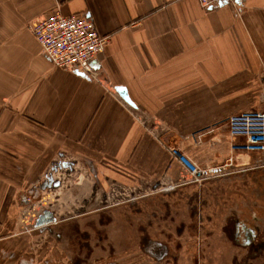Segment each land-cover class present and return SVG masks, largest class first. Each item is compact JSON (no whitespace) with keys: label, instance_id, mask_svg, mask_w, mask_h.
<instances>
[{"label":"crops","instance_id":"0c3cea01","mask_svg":"<svg viewBox=\"0 0 264 264\" xmlns=\"http://www.w3.org/2000/svg\"><path fill=\"white\" fill-rule=\"evenodd\" d=\"M57 10L93 19L109 37L93 61L96 76L55 66L42 51L29 26ZM261 78L264 0L209 7L198 0H0V264L50 257L51 264H90L94 222L111 264H154L144 242L158 237L147 213L159 199L119 202L110 187L176 181V136H202L203 155L209 136H228L220 127L225 111L241 107V93L264 86ZM214 121L216 129L201 131ZM212 142L226 147L224 138ZM256 156L264 160L243 155ZM176 224L161 242L166 264H264V250L253 257L220 233L219 217L198 262L194 249L185 250L193 232ZM80 236L84 254L73 255Z\"/></svg>","mask_w":264,"mask_h":264},{"label":"built area","instance_id":"2783aa9c","mask_svg":"<svg viewBox=\"0 0 264 264\" xmlns=\"http://www.w3.org/2000/svg\"><path fill=\"white\" fill-rule=\"evenodd\" d=\"M228 1L232 0H198L203 7ZM29 28L41 45L42 51L50 57L55 66L72 68L96 76L93 61L105 49L109 37L100 34L93 19L81 14L64 15L57 10L36 24H30ZM225 121L229 125L230 154H227L222 162L199 165L178 146L171 148V155L180 164L183 177L187 178L186 183H203L212 178L231 175L239 171L238 160L243 155L264 154V108L241 111L230 115ZM209 127L201 131L211 132L213 128L208 130ZM201 137L195 136L200 139ZM127 189L130 188L114 184L110 187L108 196L119 197L125 194Z\"/></svg>","mask_w":264,"mask_h":264},{"label":"rangeland","instance_id":"374dc122","mask_svg":"<svg viewBox=\"0 0 264 264\" xmlns=\"http://www.w3.org/2000/svg\"><path fill=\"white\" fill-rule=\"evenodd\" d=\"M261 79L264 80V78H261ZM240 96L242 97L241 107H238L237 106L238 104H237L234 110H226L225 111L226 113L224 115V118H226L225 120H227V117H229L230 115L239 113L241 111H248L250 109L255 110L257 108L259 109L264 108V86L260 85V87H258V91L256 92L241 93ZM252 105H254L255 107H252ZM225 120L224 122L221 123L220 127L224 128L228 136H209V142L211 143L210 144L211 146H208V149L204 151L203 155L200 153V146L197 145L199 144L200 138H195V136H176L177 141H178L177 145L180 144L182 146L181 148L184 151H186L187 155L190 156L188 157L192 160L193 159L196 160L198 164H199V160H203V159L212 160V162H215V161L218 162L221 159L220 162H222L224 160L223 159L224 157L222 156H225L227 154L226 151L228 150L227 139L228 140L230 139L229 125L227 124ZM216 123L217 122L215 121L213 123L214 125L210 123L209 124L210 127L208 130H211V128L216 129L218 127ZM190 137L192 138V144L189 141L191 140ZM204 138L205 137H203V139ZM216 138H221V140L222 138H224V142H225L224 145H226V147L223 146L224 148H221L218 145L214 147L213 144L215 142H212V141ZM165 145L168 146L167 143ZM177 145L172 144L171 148ZM217 158H219L218 161H217ZM238 164H239V168H238L239 171H237L236 173L232 175L212 178L207 181H204L203 183H197V184L194 183L193 185H196V186H192L190 188H188V185H183V186L180 185V187H178L177 189L178 193L173 195V197L178 198L176 208L182 211V214H179V216L180 217L182 216V218H184L185 214H188L189 210H191V206L198 204L197 202L199 201H196L195 198H198L199 200L201 196H205V197L209 196V199H210L209 206L208 207L202 206V211L204 212V214L206 215L208 213V216L211 217L215 214L214 211L216 209L222 210L223 213L227 216L226 218L232 215L231 217H229V219H231V225H233L236 218L239 217V214L238 212L234 214L233 209L235 208L232 205V200L235 198L236 195H241L242 197V202L240 206L241 212L239 213L241 214V216H243L242 218H244L247 221H250L249 218H246L248 217V215L246 214L248 211L243 212V210H247L249 207L248 197L250 195L255 194L257 197L256 213L258 214V220L255 222L258 225V227L262 230V232H264V219L261 221L262 217L264 216V207L263 205H260V202L264 201V189H262L264 187V182H262V180H264V176H263L264 175V166H263L264 160H260L258 157L257 158L241 157V159L238 160ZM186 180L187 178L181 179V176L178 177V182H180L179 184H185ZM234 182H237V184ZM172 184L173 183H169L165 179V180L160 181L158 184H156L152 188L136 187L132 189H127V192L125 194L120 195L119 197H116L117 199L114 198L112 200L121 202L126 199L127 201L128 200L130 202L133 201L134 203V202L139 201L141 197L146 194H148L147 196L150 198L159 192H162L164 190L166 191L167 190L166 188H168ZM249 185H253V188L251 189L248 188ZM206 191H207V195L205 194ZM208 191H209V194H208ZM191 197L194 199L193 202L186 201V198H191ZM179 198L181 201L179 200ZM216 199H219L221 203L225 202L227 205L224 207L220 206L219 204H217ZM123 207H124L123 209L124 211H128L127 206L123 205ZM198 209H199V205H198ZM205 209H207V213L205 212ZM216 216H217V210H216ZM224 221L225 223H229L226 219H224Z\"/></svg>","mask_w":264,"mask_h":264},{"label":"flooded vegetation","instance_id":"af4514ba","mask_svg":"<svg viewBox=\"0 0 264 264\" xmlns=\"http://www.w3.org/2000/svg\"><path fill=\"white\" fill-rule=\"evenodd\" d=\"M180 176L181 179L184 178L182 173L180 172ZM171 183H173L171 186H169L168 188H166L167 190L159 192L156 194L155 197H157L159 199V201L157 202V204L153 205L151 208V211L149 213H147V215H150L151 217L154 216L155 220H156V225L155 227L157 228L156 234H158V237H156V239L153 242H150L148 240H145L144 242V247H145V251H147V249L154 253H156V255H154L153 258H155L153 261L154 264H166L169 262V260H166L164 257V251L162 249H164L166 246L161 243L163 242L162 240H164L165 237H167L170 233L166 232V230L169 229L170 225L173 222H177L176 224V229H181L183 227H187L190 228L191 231L193 232L192 237L194 238V240L188 241V244L185 246V250L187 252L191 251V249L195 250V254H196V261L199 262L200 260V256L202 255V249L205 248V244H206V240L208 239V233L210 230V225L212 223L213 218L219 217L220 218V227H219V231L220 233H225L224 235L229 237L233 242H237L238 244H240L241 247L243 248H248L249 253L251 256H256L258 253H260L261 251L264 250V236L262 235L264 232H262V230L258 227V225L256 224L255 221L258 220V214L256 213V208H257V197L256 195H250L248 197L249 202H248V209L247 210H243V212H247L246 214L248 215L250 221L245 220L244 218H242L243 216H241V214L239 212H241V202H242V197L241 195H236L235 198L232 200V205L235 209H233L234 214L238 212L239 217L236 218L235 222L233 223V225H231V219H229V217H231L232 215L228 216V218H226L227 216L223 213L222 210H219V213L216 216V210L214 211L215 214L213 216H208L207 213V209H205V212L207 213L206 215L204 214V212L202 211V206L204 207H208L209 206V196L205 197V196H201L198 200V198H195L198 204L196 205H192L191 206V210H189L188 214H185L184 218H182V216L180 217L179 214H182V211L180 209L176 208V204H177V197H173V195L177 194L178 191V187L183 186V185H188V188L192 187V186H196L193 185L194 183L190 182V183H186L185 184H179L180 182H178V178L175 180H171ZM197 184V183H195ZM240 185V184H239ZM248 188H253V185H249ZM238 189V188H237ZM264 189V188H262ZM207 195V191L205 193ZM209 194V191H208ZM148 194L142 196V197H146ZM180 200V198H179ZM181 201V200H180ZM186 201H190L193 202L194 199L191 198H186ZM217 204H219L220 206L224 207L227 204L225 202H220L219 199H216ZM246 204V203H245ZM261 204V202H260ZM198 205H199V209H198ZM197 207V209H196ZM85 208V206H81L80 211L78 214L83 213L85 210L82 209ZM223 216V217H222ZM245 216V215H244ZM150 218V217H149ZM226 219L229 223H225V225H222L221 220ZM47 219H48V223H51V215L48 214L47 215ZM212 219V220H211ZM264 219V216L262 217L261 220ZM175 220V221H174ZM152 222V221H150ZM101 222H94L92 223V261L90 264H95L96 259L94 260V255L95 254V248H101L100 252H101V258L99 260V264H111L113 261V257L114 255H110V245L105 243V240L107 237H105V232L104 231H95L94 230V226L95 225H100ZM97 226V227H98ZM74 239V237L72 238ZM124 242L128 243V241H126V238H123ZM143 240V239H142ZM167 240V239H165ZM167 244V241H165ZM75 241V242H74ZM77 240H72V247L74 248V254L76 255V251L77 253H83V249H82V245H83V239L82 236L79 237V242H76ZM79 243V244H77ZM127 245V244H125ZM143 246V245H142ZM71 248V247H67V250ZM142 249V248H141ZM106 251V254H105ZM84 254V253H83ZM100 255V253H99ZM78 260H82L81 256L80 258H78ZM167 261V262H166ZM52 259L51 257L48 258L47 260L43 261V264H51ZM102 262V263H101ZM62 264V262H60ZM115 263V262H114Z\"/></svg>","mask_w":264,"mask_h":264},{"label":"water","instance_id":"95a60500","mask_svg":"<svg viewBox=\"0 0 264 264\" xmlns=\"http://www.w3.org/2000/svg\"><path fill=\"white\" fill-rule=\"evenodd\" d=\"M82 74H85V73H83V72H81ZM118 92H119V94L125 99V100H127L128 102H130V103H132V101L130 100V96H129V94H128V92H127V90L125 89V88H119L118 89ZM62 164H64V165H68L69 164V162H62Z\"/></svg>","mask_w":264,"mask_h":264}]
</instances>
